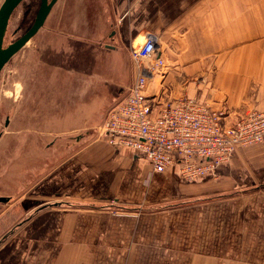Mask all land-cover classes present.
I'll list each match as a JSON object with an SVG mask.
<instances>
[{"label": "crops", "instance_id": "crops-1", "mask_svg": "<svg viewBox=\"0 0 264 264\" xmlns=\"http://www.w3.org/2000/svg\"><path fill=\"white\" fill-rule=\"evenodd\" d=\"M106 1L102 25L90 17L99 2L57 0L37 33L93 46L81 102L105 92L109 107L113 93L125 94L139 73L128 50L152 34L167 74L149 78L147 94L186 95L237 118L264 112V0ZM103 26L105 42L81 39ZM90 135L72 137L79 148L25 191L41 211L11 229L0 216V264H264V144L238 149L216 178L187 184L177 170L153 172L140 152ZM137 208L145 213L129 211Z\"/></svg>", "mask_w": 264, "mask_h": 264}, {"label": "rangeland", "instance_id": "rangeland-1", "mask_svg": "<svg viewBox=\"0 0 264 264\" xmlns=\"http://www.w3.org/2000/svg\"><path fill=\"white\" fill-rule=\"evenodd\" d=\"M94 1L99 2L96 8L99 10L101 7L102 12L100 15L99 12L95 13V4H91L90 17L93 22L105 25L110 16L109 5L106 0ZM64 3L74 4L73 0H65ZM40 5L41 0H25L18 6L10 20L5 47L30 30ZM59 11L58 8L57 13ZM110 30L103 26L95 30L98 34L96 38H90L87 36L89 30L84 29L86 35L81 39L105 42ZM53 35L49 29V42L46 43L44 35L37 34L12 58L0 76V196L11 197L8 203H0V216L7 229L42 210L40 202L38 205L34 203V198L38 199V196L30 195V199L25 191L46 171L79 148V145H72V137L89 129L91 135L87 142L94 140L108 111L125 95L113 93L114 98H109L112 102L109 107L107 104L101 106L106 101L105 92L81 102V96L86 94L78 92L85 80L84 61L94 48L68 39L62 41ZM128 51L134 62L131 51ZM95 52L99 54L104 51L95 48ZM51 100L59 101L57 107L55 102L51 104ZM49 104L54 106L47 107ZM7 119L9 125L6 126ZM50 143H56L54 148H49L51 150L48 149ZM211 198L213 201L219 199L215 196ZM200 203H203L200 199L194 201V204ZM113 210L145 213L144 208Z\"/></svg>", "mask_w": 264, "mask_h": 264}, {"label": "built area", "instance_id": "built-area-1", "mask_svg": "<svg viewBox=\"0 0 264 264\" xmlns=\"http://www.w3.org/2000/svg\"><path fill=\"white\" fill-rule=\"evenodd\" d=\"M149 34L131 56L139 69L124 98L108 111L98 137L113 148L140 152L153 172L177 170L183 182L216 178L240 148L264 144V112L244 116L216 110L208 101L182 95L164 99L147 94L149 78L164 81L167 65ZM233 122H227L228 117Z\"/></svg>", "mask_w": 264, "mask_h": 264}, {"label": "water", "instance_id": "water-1", "mask_svg": "<svg viewBox=\"0 0 264 264\" xmlns=\"http://www.w3.org/2000/svg\"><path fill=\"white\" fill-rule=\"evenodd\" d=\"M25 0H4L0 7V74L10 60L38 33L43 27L51 9L57 0H41L40 8L30 30L22 37L5 47L11 17L18 6ZM114 34V33H112ZM8 198L0 197V202H7Z\"/></svg>", "mask_w": 264, "mask_h": 264}, {"label": "flooded vegetation", "instance_id": "flooded-vegetation-1", "mask_svg": "<svg viewBox=\"0 0 264 264\" xmlns=\"http://www.w3.org/2000/svg\"><path fill=\"white\" fill-rule=\"evenodd\" d=\"M5 67H6V66H5ZM4 69H5V68H4ZM4 69H3V70H4ZM3 70H2V72H3ZM2 72H1V74H2ZM1 74H0V76H1ZM5 125H6V126L9 125V119L6 120ZM1 135H2V134H0V137H1ZM54 145H55V143L51 144L50 147L52 148V146H54Z\"/></svg>", "mask_w": 264, "mask_h": 264}, {"label": "trees", "instance_id": "trees-1", "mask_svg": "<svg viewBox=\"0 0 264 264\" xmlns=\"http://www.w3.org/2000/svg\"><path fill=\"white\" fill-rule=\"evenodd\" d=\"M6 237H0V243H2L5 240Z\"/></svg>", "mask_w": 264, "mask_h": 264}]
</instances>
